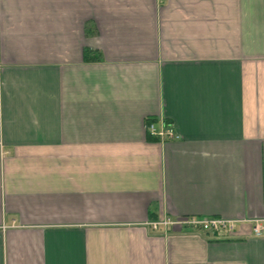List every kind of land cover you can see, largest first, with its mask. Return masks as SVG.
I'll return each instance as SVG.
<instances>
[{
    "label": "crops",
    "instance_id": "0c3cea01",
    "mask_svg": "<svg viewBox=\"0 0 264 264\" xmlns=\"http://www.w3.org/2000/svg\"><path fill=\"white\" fill-rule=\"evenodd\" d=\"M254 220L264 0H0V264H264Z\"/></svg>",
    "mask_w": 264,
    "mask_h": 264
},
{
    "label": "built area",
    "instance_id": "2783aa9c",
    "mask_svg": "<svg viewBox=\"0 0 264 264\" xmlns=\"http://www.w3.org/2000/svg\"><path fill=\"white\" fill-rule=\"evenodd\" d=\"M146 129L150 135L159 138L161 141L179 139V136L175 132L173 126L167 122L162 123V126L158 128L155 121L148 118L146 120ZM237 224L238 221L219 217H183L179 219L163 218L161 220L148 223V225L154 230L167 229L171 227L173 229H191L193 231L209 234L214 238L231 237L235 233ZM252 229L254 236H264V220H254Z\"/></svg>",
    "mask_w": 264,
    "mask_h": 264
},
{
    "label": "trees",
    "instance_id": "16d2710c",
    "mask_svg": "<svg viewBox=\"0 0 264 264\" xmlns=\"http://www.w3.org/2000/svg\"><path fill=\"white\" fill-rule=\"evenodd\" d=\"M149 119H151V118H149ZM152 121H154L153 119H151ZM170 124V123H169ZM150 136H152V135H150Z\"/></svg>",
    "mask_w": 264,
    "mask_h": 264
}]
</instances>
